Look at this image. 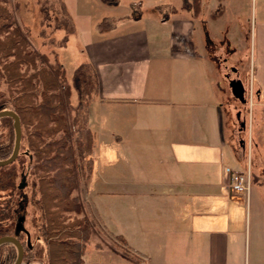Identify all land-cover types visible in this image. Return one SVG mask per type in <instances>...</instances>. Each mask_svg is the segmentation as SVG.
I'll use <instances>...</instances> for the list:
<instances>
[{"label":"crops","instance_id":"1","mask_svg":"<svg viewBox=\"0 0 264 264\" xmlns=\"http://www.w3.org/2000/svg\"><path fill=\"white\" fill-rule=\"evenodd\" d=\"M190 1L171 4L185 18L166 20L146 11L158 6L147 0H117L108 10L99 0H61L73 26L64 44L79 37V62L89 64L95 83L86 105L92 163L83 209L107 235L100 240L94 228L80 264H264V7L252 30L251 73L243 78L252 97L238 125L228 78L243 79L225 45L210 36L227 0ZM102 16L114 27L97 31ZM54 60L69 80L59 56ZM250 155L244 200L228 194L225 176ZM115 234L137 261L107 243Z\"/></svg>","mask_w":264,"mask_h":264},{"label":"trees","instance_id":"2","mask_svg":"<svg viewBox=\"0 0 264 264\" xmlns=\"http://www.w3.org/2000/svg\"><path fill=\"white\" fill-rule=\"evenodd\" d=\"M34 1L40 13L37 34L43 37L56 31L60 35L56 43L64 45L73 26L61 0ZM99 1L117 4V0ZM188 1L180 0L181 6L186 7ZM6 2L0 0V83H4V89L0 87V109L17 115L20 137L14 158L0 165V235L12 234L20 241L21 260L33 259L44 250L45 264H80L93 221L83 214L74 215L82 212V203L72 190L91 170L92 136L86 124V105L95 90L94 77L89 64L80 61L67 80L57 61H49L43 52L29 47L26 30L15 24ZM113 27L110 16H102L95 23L97 31ZM48 39L52 40L51 35ZM72 90L76 100L71 105ZM13 137L11 116L0 115V159L9 155ZM24 185L33 192L39 190L33 202L43 210L45 219L31 236L23 216L28 245L24 231L14 229L18 207L26 201ZM70 211L72 218L66 220ZM113 237L120 243L117 251L137 261L129 254L124 239L119 234ZM15 253L12 242H0V264H11Z\"/></svg>","mask_w":264,"mask_h":264},{"label":"rangeland","instance_id":"3","mask_svg":"<svg viewBox=\"0 0 264 264\" xmlns=\"http://www.w3.org/2000/svg\"><path fill=\"white\" fill-rule=\"evenodd\" d=\"M122 1L123 3H120V4L126 5L127 0H122ZM147 1L149 2L152 1V3L154 4L158 3L157 4L158 6L157 5H156L157 7L151 6L146 11H148V13H154L155 15H160L161 17H167L165 18L166 20L172 19L174 17L176 18L177 16L178 17L184 16V18L186 16V14L183 12L185 11L184 9L183 10L172 9L173 5L171 6V4L178 3L179 0H154V1L147 0ZM169 1H171V3ZM136 2L137 1H131V3L128 4V6H132L133 3H136ZM102 6H105L104 8L107 10L114 8L112 4H103ZM226 6H227L226 12L221 17L223 20L221 25L217 24L216 26L213 27L214 29H218L219 27L220 28L215 32H211L212 35L210 36L213 41L220 43L222 45H225L224 47H226V51L228 53L227 57L234 62V65L236 69L238 70L239 77L243 79V78H246L247 75L251 73V70H250L251 61H252L251 49L253 48L252 30H253L254 24L256 23L255 18H257L258 16V10L264 7V0H227ZM6 7L10 10L11 17L14 19L15 24H17L18 26H21V29L26 30L27 34L25 35V37L27 39L29 47L39 52H43L49 61H53L54 59H56V57L59 56V58L61 59V61L63 62L65 66L66 75L69 76L72 66H74L77 62H79V60H81L82 56L84 55V52L79 50V44H81L79 37L77 35L70 36L61 49L59 48L60 47L59 43H56V41H58V38L60 36L58 35V33H55L56 31L52 33L51 32L46 33V35L43 37L37 34V29H38L37 19L38 17H40V13H39L38 4L35 3L34 0H7ZM177 13H180V14L175 15ZM182 14L184 15L182 16ZM182 34L184 36L186 35L185 33H182ZM50 35H51L52 40L48 39V36ZM226 36L229 38V42L226 41L225 39ZM240 44L246 45L248 47L247 50L249 54L248 56L246 54V57L244 58L240 56L241 55L240 52L242 49ZM227 70H228L227 72L230 74L231 73L230 68H228ZM213 71L215 72L214 69ZM241 83L244 87L246 86V82L244 79ZM0 87L4 89V83L1 82ZM228 95L230 99L229 101H231L230 103H232L231 105L233 106L234 110H238L239 112L240 110L241 112L244 111L246 107H244L243 105L239 103V101L233 96L230 90H229ZM75 100L76 98L72 90L69 95L70 104L71 105L74 104ZM225 103L226 102H224V106H225ZM73 113H74V110L71 109L69 114L72 115ZM78 114H79V111H78ZM233 115H234V112H233ZM233 115L232 117L235 119V116ZM86 117H87V112H86ZM86 124H87V120H86ZM237 126H238L237 121L235 119L233 128L236 129ZM223 131L225 133V136H227L230 131L229 126H226V124H224ZM247 131L248 130L246 128L245 135L247 134ZM240 133L242 132L240 131ZM249 133L251 136H254V133H255L254 129L250 128ZM246 139H247V135H246ZM249 154H252L251 143H250V153ZM250 158L252 159V155H250L249 157L248 164H250V161H251ZM262 177L264 178V174L262 176L259 175V178H262ZM82 183H84V181H82L79 178L76 188L72 190V193H76L79 196V199L81 200V203H82V212L78 214H74V215L79 216L83 214L85 215V217H88V215L85 213L83 209V202H82L83 197H82V189H81ZM22 191L26 194V201L23 206L18 207L17 212L22 211L24 213L25 219L23 223L27 227L28 231L30 232V235L32 236L33 234H36L37 227L41 225L42 220L43 222L45 221L43 210L38 206V204L33 202V200H35L36 197L38 196L39 190L34 189V192H33L30 189V186L24 185ZM72 215L73 214L71 211L66 212L65 219L70 220L72 218ZM94 228L96 227L94 226L92 228L93 231H94ZM96 230H97V234H100L99 235L100 240L103 241L105 238H107V235L103 234V230H101L99 226L98 228H96ZM108 237L110 239H108L107 243L118 250L120 247V243L117 240H115L114 237L113 238L111 236H108ZM35 258L36 259L38 258L41 264H45V251L43 250L42 252H40V254Z\"/></svg>","mask_w":264,"mask_h":264},{"label":"water","instance_id":"4","mask_svg":"<svg viewBox=\"0 0 264 264\" xmlns=\"http://www.w3.org/2000/svg\"><path fill=\"white\" fill-rule=\"evenodd\" d=\"M228 84H229V88H230L231 93L240 102H243L244 101V98L242 96V89L243 88H242V85H241V82L239 81V79L231 78L228 80ZM4 114L9 115L12 118V127L14 130V137H13L12 148H11L9 155L6 158L0 159V165L8 163L14 158V156L17 152L18 142H19V137H20V128H19L17 115L11 110H8L5 108L0 109V115H4ZM241 123L242 122L240 121L239 124H241ZM23 216L24 215H23L22 211L16 215L15 222H14V229L15 230L22 229L24 231L25 242L28 245L29 244L28 232L25 228H23V225H22ZM2 241H10L14 244L15 249H16V253H15V257H14L11 264H19V262L21 261V255H22V245H21L20 241L15 236H13L12 234L0 235V242H2Z\"/></svg>","mask_w":264,"mask_h":264},{"label":"built area","instance_id":"5","mask_svg":"<svg viewBox=\"0 0 264 264\" xmlns=\"http://www.w3.org/2000/svg\"><path fill=\"white\" fill-rule=\"evenodd\" d=\"M250 88L247 91V104H250ZM248 156V155H247ZM248 158L246 159V166L241 170H228L226 172V187L229 195L242 196L244 200L247 199L249 192V168Z\"/></svg>","mask_w":264,"mask_h":264},{"label":"flooded vegetation","instance_id":"6","mask_svg":"<svg viewBox=\"0 0 264 264\" xmlns=\"http://www.w3.org/2000/svg\"><path fill=\"white\" fill-rule=\"evenodd\" d=\"M231 79V78H228V80Z\"/></svg>","mask_w":264,"mask_h":264}]
</instances>
